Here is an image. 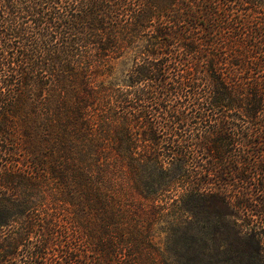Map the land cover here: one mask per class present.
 <instances>
[{
	"label": "trees",
	"instance_id": "obj_1",
	"mask_svg": "<svg viewBox=\"0 0 264 264\" xmlns=\"http://www.w3.org/2000/svg\"><path fill=\"white\" fill-rule=\"evenodd\" d=\"M246 4L0 0V264H264Z\"/></svg>",
	"mask_w": 264,
	"mask_h": 264
},
{
	"label": "rangeland",
	"instance_id": "obj_2",
	"mask_svg": "<svg viewBox=\"0 0 264 264\" xmlns=\"http://www.w3.org/2000/svg\"><path fill=\"white\" fill-rule=\"evenodd\" d=\"M248 2L249 4L240 7L252 12L254 17H264V0H248ZM129 67L130 63L125 58H121L112 63L110 72L105 73L102 78L121 82Z\"/></svg>",
	"mask_w": 264,
	"mask_h": 264
}]
</instances>
